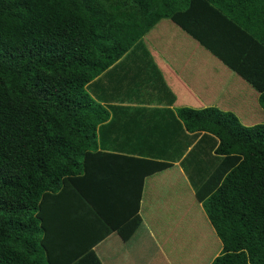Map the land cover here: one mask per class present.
Listing matches in <instances>:
<instances>
[{
	"label": "trees",
	"instance_id": "trees-1",
	"mask_svg": "<svg viewBox=\"0 0 264 264\" xmlns=\"http://www.w3.org/2000/svg\"><path fill=\"white\" fill-rule=\"evenodd\" d=\"M162 20L204 45L218 47L212 29L229 48L248 44L256 68L240 75L258 110L231 93L216 102L225 110L173 108L143 41ZM254 40L264 47V0H0V264H71L135 216L146 181L176 163L205 235L196 252L207 264H264V121L226 110L238 103L264 120ZM236 55L246 53L225 60L238 71Z\"/></svg>",
	"mask_w": 264,
	"mask_h": 264
},
{
	"label": "rangeland",
	"instance_id": "rangeland-1",
	"mask_svg": "<svg viewBox=\"0 0 264 264\" xmlns=\"http://www.w3.org/2000/svg\"><path fill=\"white\" fill-rule=\"evenodd\" d=\"M204 12L206 13V10H204ZM210 34L212 35L213 41L217 40L218 47L204 45L203 42L186 33L184 28L180 25L174 24L170 20H162L143 37V41L149 49L152 46L154 47L151 50L154 61L164 62L166 57L163 58V54H165L168 56L170 64L174 66L182 65V68L184 66L186 69H192L195 72L196 81L209 89L207 93L201 92V95L204 96V100L210 96L208 93L218 94V91L224 89L223 95L231 93L232 99L239 100L240 97L246 99L245 102L249 107L252 108L255 106L258 110V107L255 105L256 103L250 101V96L253 94L252 92L254 89L250 88V90L247 91L250 85L243 80L240 75L245 68H256L249 62L248 58L252 53L250 51L247 53V42V46L241 44L242 46H236L234 48L239 50L240 54L242 52L246 53L245 56L240 55L241 58H238L236 55L235 59L242 64V67L238 71H235L231 68L232 65L228 64L225 60V58L232 53V50H234L232 47L229 48L227 44L226 33L223 32L222 36L218 37L219 33L215 29H212ZM256 49L257 52L264 53V47L259 45V43H257ZM171 55L175 56V64ZM263 62L264 57L262 56V61L257 58V62H254V64L258 65L260 63L258 66L263 67ZM253 73L254 71L250 72L251 75ZM183 74L186 75V73ZM210 83L212 87H209ZM262 90H264V82ZM206 102L207 105L202 107L214 106L225 110L222 105L214 104L211 100H206ZM188 107L196 109L201 108L199 106H192L191 104H189ZM238 107L239 104L237 103L234 107H228L226 110L237 115L241 124L250 126L264 121L262 120L263 118L257 119L254 117L252 112L245 114V111ZM263 112L262 110L261 113ZM176 165L177 166L174 165L170 169L153 175L146 181L142 215L145 217L149 229L146 230V232L143 231L144 236L146 240L149 238L148 240L151 242L153 248H155L157 244L160 245L162 237L169 236L163 238V240L165 241L168 238L167 244L169 251L172 253V256H175L174 264H207L206 255L199 254L195 249L196 247H202L201 245H203L205 241V235L203 232H199V228L193 226L195 225L194 221H192L194 216L191 217V213H187L188 210L196 206V204L193 200L187 199L185 193L186 189L189 188V184L187 183L186 185V177L180 170L178 163H176ZM183 178H185L186 182ZM157 180H160L161 184L160 196H158V198L156 196L152 198L149 196L150 200L147 201V187L150 183L157 182ZM148 211H150V213H147ZM152 214L156 217L150 218ZM189 218L190 221L188 220ZM158 253L160 255H158ZM158 253L156 254V252H154L153 255L156 254L163 262L161 246ZM180 256H182V260L184 262L187 261V263H180ZM158 258L155 264H158Z\"/></svg>",
	"mask_w": 264,
	"mask_h": 264
},
{
	"label": "crops",
	"instance_id": "crops-1",
	"mask_svg": "<svg viewBox=\"0 0 264 264\" xmlns=\"http://www.w3.org/2000/svg\"><path fill=\"white\" fill-rule=\"evenodd\" d=\"M165 57V61L157 62V65L160 68L170 90L175 94L176 99L174 105L172 106L173 108H179L181 106L185 107L189 104L195 107H202L207 105L206 100H211L214 104H216L220 96L224 93V89L218 91V94L211 92L208 93L210 96L205 100L204 96L200 98V91L207 93L209 89L206 86L203 89V85L199 84V91H196L194 87L198 81H194L195 77L191 72H189V69L184 67L182 68V65L174 66L169 63L168 56H163V58ZM171 57L173 58L175 64V56L171 55ZM185 71H187L188 80L196 82L195 85L192 86L190 83L185 81L183 74L186 73ZM209 87H212L211 83L209 84ZM131 106H134V104H131ZM175 166L177 165L175 164ZM123 186L125 185H122V187ZM131 186L132 185L125 187L124 190L128 191L129 189H133ZM150 186L152 187L149 189L148 193L146 192V196L148 195L147 197L149 198L148 201L150 200V197L152 198L156 196L158 198V196H160V180H157V182L152 183ZM144 196L145 193H143V197L140 202V210L136 214L137 216L135 215L125 221L119 229L110 232L104 239L92 246L88 251L84 252L81 257L73 261L71 264H155L158 258L156 254L160 251V246L163 262L158 258V264H172L175 256H172L169 248H167L168 240H163V238L167 236L162 237L160 245L157 244L158 247L156 246L155 248L152 247L151 242L148 240L149 238L146 240L144 236V232L149 229L145 217L142 215ZM106 205L107 201L105 197V208ZM147 213H150V211ZM123 215H120L119 218H123ZM154 217H156L154 214L150 215V218ZM56 234L58 236V241L60 238L64 237L63 235L62 237L60 236V232L56 231ZM68 246V254L70 256L79 253V248H76L71 244H68ZM154 252H156V254L153 255Z\"/></svg>",
	"mask_w": 264,
	"mask_h": 264
},
{
	"label": "clouds",
	"instance_id": "clouds-1",
	"mask_svg": "<svg viewBox=\"0 0 264 264\" xmlns=\"http://www.w3.org/2000/svg\"><path fill=\"white\" fill-rule=\"evenodd\" d=\"M145 43V42H144ZM167 237H169V236H167ZM167 240H168V238H167Z\"/></svg>",
	"mask_w": 264,
	"mask_h": 264
}]
</instances>
